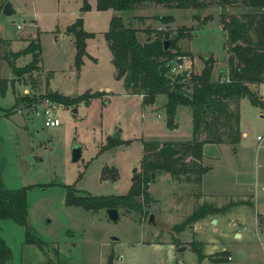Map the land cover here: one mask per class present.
<instances>
[{"label": "rangeland", "instance_id": "obj_1", "mask_svg": "<svg viewBox=\"0 0 264 264\" xmlns=\"http://www.w3.org/2000/svg\"><path fill=\"white\" fill-rule=\"evenodd\" d=\"M85 1L89 9L81 11ZM6 3L11 5L15 16L2 14ZM255 12L240 0H228V3L204 0V7L200 9L172 10L145 4L118 16L126 27L138 30L136 38L140 43L161 36L173 39L172 45L176 47L172 52L179 50L184 56L170 63L173 73L170 70L169 75L173 82L177 75H185L182 83H188L204 68L202 58L215 60L212 80L227 74V37L220 21L227 22L232 17L249 21ZM116 16L111 10L96 11L94 0H0V40L9 42V49L0 46V80L8 82L4 99L0 95V105H9L3 110L5 117L15 111L23 114L0 118V182L7 190L30 188L26 194L27 226L11 220L0 221V238L11 254L5 264H106L109 255L110 264L178 263L181 258L175 257L176 254H172L169 262L166 242L181 244L176 236L183 231L178 232L184 221L182 216L207 204L198 200L201 190L215 196V191L242 193L249 188L258 196L257 205L233 212L239 224L207 226L194 238L206 241L202 248L206 252L210 250V240L217 250L224 248L231 252L232 260L222 264H264V223L255 222V212L264 220V149H260L264 146V120L247 110L250 109L248 98L241 103L240 128L241 142L248 146L251 164L241 163L238 157H232L230 150L207 145L203 166L214 170L203 175V181L197 185L173 181L164 171L150 173V178L156 173L148 188L151 201L145 203L139 198L144 209L141 213L119 208V221L111 222L106 210L94 213L66 205L67 186L93 197L127 195L133 176L139 178L146 174L142 164L144 141L177 143L193 139L189 108H178L171 128L164 108L165 95L158 96L152 105H144L140 96L127 95L123 82L114 78L104 34L109 21ZM158 17H171V21L161 24L156 20ZM76 20L81 21L84 32L94 34L85 42L86 56L79 70L74 63L75 38L66 33V28ZM30 41L38 42L41 47L39 66L37 71L16 78L3 59L4 54L21 52ZM9 59L21 68L31 57L14 60L10 56ZM179 61L183 62L181 68L177 66ZM263 86L250 84L248 88L256 93L259 89L263 91ZM48 93L71 99L83 94L90 97L94 93H101L102 97L91 99L87 105L74 103L69 107L53 101L61 121L58 128L45 129L41 121L35 120L32 135L19 130L20 120L30 116L26 110L28 100L39 102ZM258 95L264 102L263 95ZM13 97L20 101L17 107ZM116 131L120 134L117 142L112 138ZM257 136L263 141H257ZM75 144L81 147L82 158L72 164L71 148ZM215 155L221 156L222 162L213 163ZM256 156L257 162L253 160ZM104 169L105 179L101 178ZM150 214L155 216L159 227L148 224ZM26 228L43 242L42 250L25 244ZM235 231L243 237L236 238ZM112 237L118 240L112 241ZM152 243L163 244V248H156ZM196 259L192 250L184 251L183 260L187 264H194Z\"/></svg>", "mask_w": 264, "mask_h": 264}, {"label": "trees", "instance_id": "obj_2", "mask_svg": "<svg viewBox=\"0 0 264 264\" xmlns=\"http://www.w3.org/2000/svg\"><path fill=\"white\" fill-rule=\"evenodd\" d=\"M95 1L96 11L113 10L118 14L133 11L145 4L160 5L172 10L200 9L204 7V0ZM219 1L228 3V0ZM240 1L245 7L256 12L250 16L249 21L242 22L234 17L227 22L224 19L220 21L222 30L227 37V77L224 80L211 79V72L215 64V60L211 57L202 58L204 68L200 74L194 75L190 82L182 83L186 79L185 75H177L176 81L173 82L172 76L169 75L170 63L177 57L184 55L179 50L175 53L172 52L176 47L175 44L172 45L171 50H163L162 42L168 40L167 36L140 43L136 38L138 30L126 27L121 17L116 16L109 21L104 40L111 53V62L115 70L114 78L123 82L127 95L140 96L144 105H152L158 96L165 95L167 101L164 108L168 114V126L171 128L174 127L173 122L178 106L189 108L192 114L193 139L177 143L144 141L141 145L143 148L142 164L145 166L146 174L139 178L133 176V183L127 195L93 197L79 192L74 186H67L64 198L67 206L80 207L87 212L94 213L101 209L108 210L112 208L141 213L144 209L143 204L139 202V198L143 199L145 203L151 201L148 193L150 173L164 171L170 174L173 181L197 185L202 182V176L209 171V168L201 163L204 145L224 144L235 146L239 144L241 140L239 128L240 101L248 98L253 107L264 111L262 97L248 88L249 84L260 85L264 82V0ZM88 9L89 5L85 1L81 11ZM156 20L161 24H167L170 23L171 17H158ZM81 25V21L76 20L66 28V33L73 35L75 38L76 54L74 63L77 70L83 64V57L86 56V40L94 37V34L84 32ZM147 38H149V35ZM0 46L8 48L9 42L4 39L0 40ZM27 55L31 57V60L21 68L14 65V61L9 59L11 56L14 60H17L21 56ZM40 57L41 47L39 43L30 41L21 52L11 53L8 51L4 54L3 59L12 70L13 75L16 78H21L25 74L37 71ZM7 85V80H0L1 96L5 95ZM95 97H102V94L94 93L90 97L83 94L74 99L60 94L56 95V93L46 94V98L51 99L52 102H58L64 107H69L74 103L87 105ZM32 101L29 99L27 106ZM105 102L107 104L108 100ZM19 104L20 101L17 98L15 107ZM114 140L117 142V139ZM106 173L104 169L101 178L105 179ZM27 189L30 188L7 190L0 182V221L11 220L20 226H27ZM239 206L251 207L252 204L250 201L241 200L229 202L222 207L209 204L201 205L181 223L178 232L207 216L224 214ZM25 244L36 245L41 250L44 246L43 242L28 228L25 232ZM188 245L190 250L197 256L198 262L206 259L213 264L227 263V257L229 256L226 251L206 256L201 243L193 241ZM10 258V250L0 238V264H5ZM110 260L108 258L106 264H110Z\"/></svg>", "mask_w": 264, "mask_h": 264}, {"label": "crops", "instance_id": "obj_3", "mask_svg": "<svg viewBox=\"0 0 264 264\" xmlns=\"http://www.w3.org/2000/svg\"><path fill=\"white\" fill-rule=\"evenodd\" d=\"M94 2H95V9H96V1L94 0ZM111 11H113V10H111ZM116 14L118 16V13H116ZM28 43H27V45H28ZM26 46H24L21 50H23ZM16 53H18V52H16ZM27 56H29V55H27ZM222 76H220L217 80H219V79L224 80L227 77L226 75H224L223 77ZM263 85H264V82H263V84H260V86H263ZM254 86H257L258 87L259 85H254ZM24 90H26V89H24ZM6 91H7V89H6ZM256 93H258V94L261 93V95H263V99H264V90L261 91L259 89ZM4 96H2L1 99H4ZM17 98L13 97V99H14L13 104L16 103ZM242 102H243V99L239 103V110H240L239 128H240V121H241V112H242V110H241L242 104L241 103ZM13 104H11V105H13ZM249 106H250V109H247V110H249V112L251 113V115L258 116L260 119H263L264 120V111L263 110H260V109H258L256 107H253L250 104V102H249ZM7 107H2L0 105V118L1 119H5L6 117L7 118H12V116H14V115L15 116H19V115L22 116L23 115L22 113H18V112L15 111L14 113L9 114L8 116L5 117L4 116V113H3V110H5ZM179 107H181V106H178V108ZM178 108L176 109V112L177 113H178ZM244 108H246V106H244ZM188 112L191 114L190 110ZM28 117H27V119L26 118L24 119L25 121L24 120H20V124H18L17 127L19 128V130L22 129V130L26 131L27 134L30 133V135H32V133L35 131L34 128H33V124L36 121L34 119H32L30 116H28ZM27 122H28V124H27ZM25 123H26V125H25ZM240 131H241V128H240ZM241 138H243L242 137V132H241ZM258 138H260V137L257 136L256 137V140ZM241 141H242V139L240 140L239 144H237L235 146H233V145L229 146V145H224V144H218V145L213 144V145L220 146L218 148H225L226 150H230V152H232V157H235V158L238 157L240 159V162L241 163H245L246 162L247 165H249V164L252 163V160H251V156L250 155L249 156L247 155L248 154L247 153L248 146L243 145V143ZM257 141L262 142L263 139H260V140H257ZM206 146L207 145H204L203 151H204V148ZM235 147H237L238 150ZM261 148L264 149V146H261L260 149ZM203 156H204V154H203ZM203 156H202V159H203ZM221 158H222L221 156L215 155V157L213 158V163H220V162H222V159ZM202 159H201V163L203 164ZM253 160L257 162V156ZM234 161H237V159H235ZM205 167L209 168V171L206 174H210L214 170L213 167H211V166H205ZM214 168H215V165H214ZM208 196H209V198H208ZM257 197L258 196H256L255 192L251 188L247 189L246 191H243L242 193H237V192H233V191L232 192L221 191L220 193H218L217 191H215V196L210 195V194L208 195L205 191L201 190V194H200V197H198V200H204L203 203H207L209 205L217 206V207H222V206H224V205H226V204H228L229 202H232V201L233 202L241 201V200L242 201H247V202L250 201L251 204H252V206H253V208H255L256 205H257ZM219 199H222L225 202L224 203H221L220 201H222V200H219ZM194 200L196 201L197 199L195 198ZM241 207H247V206L234 207V208H232L231 210H229L228 212H226L224 214H217L215 216L214 215L207 216V217H205L203 219L198 220V222H195L194 224H191V225L187 226L181 232V234H179L178 236H176L177 239H180L181 240V242H180L181 244L180 245H176L175 246L174 244H172L169 241H167L166 242V245H167L166 246V250H167V254L169 256V260H170L169 262L172 261V258H173V255L172 254L175 255L176 254L175 253L176 249L179 248V247H181L182 245L186 246V249H185V251H186V250H190V247H189L188 244L191 243V242H193V241H196L197 243H201L202 245L203 244H206V241H202L200 239L199 240H196L194 238L195 236L197 238V235H199V230L200 229L205 228L207 226L216 227L219 224H227V225H231V227H234L236 224H239V223H237L238 222L237 216H235V214H233V212H235V210H237L238 208H241ZM255 213L257 214V218L255 219V222L256 223L258 222L259 224L260 223L263 224L264 223V220L261 219V216L259 215V213L258 212H255ZM189 216H190V212H188L187 214H185L184 216H182L181 221L182 220H185ZM181 221H177V223H179ZM213 221H215V223H213ZM235 235H236V238H238V239H241L243 237V234L240 233V232H237V231H235ZM208 243L210 244V248H209L210 250L206 252L203 249V252H204V254L206 256L215 255L216 253L224 252L225 251L224 248H221V250H217V248L214 246V243L212 242V240L208 241ZM151 245L155 246L156 248H160V249L163 248V244H160V243H152ZM202 248H204V245L202 246ZM226 252L228 253V256L232 260V254H231V252H229V251H226ZM109 256H108V258H109ZM175 257H177V255ZM183 258H184V252L182 253L181 261H179L178 263H173V264H187L183 260ZM194 264H213V263H209L208 260H206V259L203 260V261H201V262H198V260L196 259V262ZM217 264H222V263H217Z\"/></svg>", "mask_w": 264, "mask_h": 264}, {"label": "water", "instance_id": "obj_4", "mask_svg": "<svg viewBox=\"0 0 264 264\" xmlns=\"http://www.w3.org/2000/svg\"><path fill=\"white\" fill-rule=\"evenodd\" d=\"M2 14L5 15L6 17H13L16 15V13L14 12V10L12 9L11 5L9 3H6L3 8H2ZM174 40L173 39H168V40H164L162 42L163 44V50L164 51H169L171 46H172V42ZM76 112V109L73 110V113ZM120 134L118 131H116L113 135L112 138L113 139H119ZM82 158V149L78 144H75L72 148H71V155H70V162L72 164H76V162L80 161V159ZM159 173V172H158ZM156 176V173H154L153 175H151V180H153ZM106 215L107 218H109V220L111 222H118L119 221V212L118 209H108L106 210ZM149 219H148V224L154 226V227H159V224L155 222V216L150 214L149 215ZM213 223H215V221H213ZM116 241L118 240L116 237H112V241ZM186 246L182 245L181 247L177 248L175 253L177 255L178 258H181L182 253L185 251Z\"/></svg>", "mask_w": 264, "mask_h": 264}, {"label": "built area", "instance_id": "obj_5", "mask_svg": "<svg viewBox=\"0 0 264 264\" xmlns=\"http://www.w3.org/2000/svg\"><path fill=\"white\" fill-rule=\"evenodd\" d=\"M178 68L183 66V62L177 63ZM171 73L173 68L170 66ZM55 104L48 98L40 100L39 102H32L28 105L27 111L32 119L41 121L45 129H56L61 125V121L56 114ZM257 140H260L258 138ZM227 261H231L230 257H227Z\"/></svg>", "mask_w": 264, "mask_h": 264}]
</instances>
